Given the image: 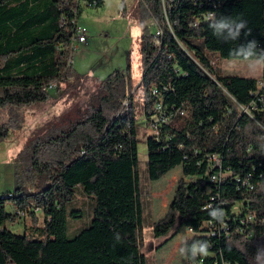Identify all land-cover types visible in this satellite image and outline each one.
Here are the masks:
<instances>
[{
    "label": "trees",
    "instance_id": "16d2710c",
    "mask_svg": "<svg viewBox=\"0 0 264 264\" xmlns=\"http://www.w3.org/2000/svg\"><path fill=\"white\" fill-rule=\"evenodd\" d=\"M96 1L94 7L103 6L104 0ZM140 2L156 26L152 31L142 23L145 116L154 113L159 99L169 111L181 110L163 126L160 140H147L150 180L179 165L183 174L167 213L152 225L154 237H164L155 248L164 247L182 228H192L189 245L193 240L210 245L208 255L197 261L264 264L256 255L264 249V223L258 220L254 236L248 238L237 233L240 222L232 219L239 203L238 217H264V110L250 115L239 107L253 100L257 79L224 75L212 64L213 53L243 59L230 52L248 41L255 40L257 51L264 50V0ZM126 10L122 0L119 13ZM210 11L245 20L250 34L244 29L238 40L224 42L205 20L198 28L190 26ZM81 12V0H0V110L47 100L52 84L60 91L64 82L90 76L73 67L72 36ZM155 87L161 89L160 97L153 94ZM134 100L128 55L125 68L98 80L60 121L28 139L14 158L23 183L0 194V264H147ZM11 126L0 122V142L8 138ZM213 154L222 161L220 183L210 179L216 171ZM79 191L91 198L90 221L69 237L68 219L79 217L80 210L69 211L68 205ZM212 208L222 209L223 218L231 217L224 219L230 227L227 233L219 222L206 226L217 221L209 215ZM20 218L25 220L21 234L9 228Z\"/></svg>",
    "mask_w": 264,
    "mask_h": 264
},
{
    "label": "rangeland",
    "instance_id": "374dc122",
    "mask_svg": "<svg viewBox=\"0 0 264 264\" xmlns=\"http://www.w3.org/2000/svg\"><path fill=\"white\" fill-rule=\"evenodd\" d=\"M121 3L122 0H104L101 7L82 5L77 24L78 28H84L87 31L89 45L76 48L73 67L81 74L90 75L86 80L75 83L74 79H70L61 85L60 91L54 85L50 89L51 94L47 100L34 101L21 107L9 106L0 110V122H9L12 125L8 138L0 142V194L15 191L23 183L21 166L14 161V158L28 139L45 132L60 121L63 112L70 105L80 103L85 91L93 89L98 80L117 68H125L127 53H130L135 82L134 101L139 111L140 143L138 147L146 240L143 251L147 256V264H190L179 254L180 242L190 235L185 227L164 247L159 250L155 248L164 237L155 238L152 225L167 213L178 181L183 176L182 166L175 167L158 180L153 181L148 177L147 140L150 133L145 125L146 116L142 99L141 35L143 22L152 31H155L156 26L140 0H126L127 10L122 14L119 13ZM105 55H108V58H105ZM212 63L224 75H241L258 80L262 77L261 67L252 70L244 59H223L218 53H213ZM245 106L239 104L242 111ZM76 197L68 205V210H80L78 213L80 216L69 217L67 227L69 237L73 236L78 229L89 225L90 221L91 198L80 191ZM240 207L242 203L235 207L234 213H238ZM7 208L9 211H14L12 205H8ZM42 214V211H37L40 221L43 220ZM9 228L15 233H23L24 218L9 224ZM196 264H203V262L199 260Z\"/></svg>",
    "mask_w": 264,
    "mask_h": 264
},
{
    "label": "built area",
    "instance_id": "2783aa9c",
    "mask_svg": "<svg viewBox=\"0 0 264 264\" xmlns=\"http://www.w3.org/2000/svg\"><path fill=\"white\" fill-rule=\"evenodd\" d=\"M165 0H163V3ZM82 5L85 4L90 7H94L97 4V1L94 0V2H90V0H81ZM214 12V11H210ZM215 13V12H214ZM209 12L202 14L198 22L201 20H205ZM216 14V13H215ZM156 34L159 36L161 34V31L157 30ZM73 40V46L74 48H78L81 44L87 45L88 44V33L84 28H77L75 34L72 36ZM157 43H159V40H156ZM213 64V63H212ZM261 73L262 77L260 80L257 79L256 83L254 84V88L251 90V95L253 96V100L249 105H246L244 108V111L249 113L250 115H254L255 112H260L264 109H262V101H264V67H261ZM54 86V84L51 85V88ZM166 90V86L163 87ZM152 92L154 95H157L160 97L161 89L160 88H153ZM167 106H164V103L161 99H159L155 105H154V113L151 114L148 118H146V128L149 131V137H154L156 140H160L162 128L163 126L167 125L169 122L172 121L173 117L178 113L181 112V110L172 109L169 111L167 109ZM212 160V168L216 171L211 174L210 179L214 183H220L222 180V161L219 154H213L210 156ZM217 169H220L217 171ZM239 212V211H238ZM234 213V211H233ZM235 217H232L233 220L237 221L239 220L240 225L236 226V231L239 234L246 235L248 238H252L255 233V223L259 220L261 223H264V217H261L257 219V216L250 213V214H244L242 217H238V213L235 212ZM238 217V218H237ZM230 220L231 217L226 216L223 218V221H209L206 223V226H210V228H213L218 222L221 225V229L227 233L230 229L229 224L224 221V219ZM192 232L194 233L192 228ZM212 233H215L214 230ZM209 234V232H208ZM224 264H231L230 262H225ZM237 264V263H236Z\"/></svg>",
    "mask_w": 264,
    "mask_h": 264
},
{
    "label": "clouds",
    "instance_id": "9594fccd",
    "mask_svg": "<svg viewBox=\"0 0 264 264\" xmlns=\"http://www.w3.org/2000/svg\"><path fill=\"white\" fill-rule=\"evenodd\" d=\"M205 21L208 27L212 30V34L221 41H236L241 36V31L247 29L245 35L250 34L251 30L247 28V22L245 20H231L230 18L220 16L217 17L214 12H209ZM191 27L198 28V23H193ZM257 42L255 40L248 41L245 45H239L237 48L232 49L230 54L242 57L248 62L249 68L255 70L260 67H264V50L257 51ZM209 215L213 220L223 221L224 213L222 209L212 208L209 211ZM190 235L186 236L181 242L179 247V254L184 257L190 264H196L198 257H206L209 252L210 245L205 240H193L191 245L188 244V240L192 239L195 233L191 229H187ZM119 234H117V240H119ZM257 259L264 258V249L257 251Z\"/></svg>",
    "mask_w": 264,
    "mask_h": 264
},
{
    "label": "crops",
    "instance_id": "0c3cea01",
    "mask_svg": "<svg viewBox=\"0 0 264 264\" xmlns=\"http://www.w3.org/2000/svg\"><path fill=\"white\" fill-rule=\"evenodd\" d=\"M89 45V44H88ZM81 46H86V45H83V44H81L79 47H81ZM128 55H130V53H127V56ZM105 58H108V55H105ZM131 59V58H130ZM126 61H127V57H126ZM131 62H132V60H131ZM73 65H75V63H74V61H73Z\"/></svg>",
    "mask_w": 264,
    "mask_h": 264
},
{
    "label": "bare ground",
    "instance_id": "6f19581e",
    "mask_svg": "<svg viewBox=\"0 0 264 264\" xmlns=\"http://www.w3.org/2000/svg\"><path fill=\"white\" fill-rule=\"evenodd\" d=\"M72 43H73V40H72Z\"/></svg>",
    "mask_w": 264,
    "mask_h": 264
},
{
    "label": "water",
    "instance_id": "95a60500",
    "mask_svg": "<svg viewBox=\"0 0 264 264\" xmlns=\"http://www.w3.org/2000/svg\"><path fill=\"white\" fill-rule=\"evenodd\" d=\"M245 112V111H244Z\"/></svg>",
    "mask_w": 264,
    "mask_h": 264
}]
</instances>
